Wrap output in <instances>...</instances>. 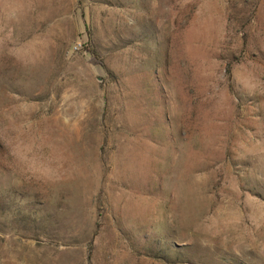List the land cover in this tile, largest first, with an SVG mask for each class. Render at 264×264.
<instances>
[{"label": "rangeland", "instance_id": "1", "mask_svg": "<svg viewBox=\"0 0 264 264\" xmlns=\"http://www.w3.org/2000/svg\"><path fill=\"white\" fill-rule=\"evenodd\" d=\"M0 264H264V0H0Z\"/></svg>", "mask_w": 264, "mask_h": 264}, {"label": "built area", "instance_id": "2", "mask_svg": "<svg viewBox=\"0 0 264 264\" xmlns=\"http://www.w3.org/2000/svg\"><path fill=\"white\" fill-rule=\"evenodd\" d=\"M81 47H82L81 43L80 42H76L72 46V51H79L81 49Z\"/></svg>", "mask_w": 264, "mask_h": 264}, {"label": "water", "instance_id": "3", "mask_svg": "<svg viewBox=\"0 0 264 264\" xmlns=\"http://www.w3.org/2000/svg\"><path fill=\"white\" fill-rule=\"evenodd\" d=\"M85 55H87V57H90V54L88 52H85Z\"/></svg>", "mask_w": 264, "mask_h": 264}]
</instances>
